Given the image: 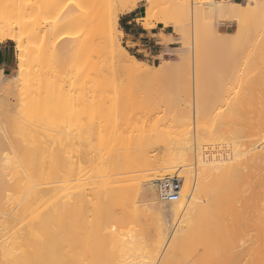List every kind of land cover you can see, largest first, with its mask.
Listing matches in <instances>:
<instances>
[{"label":"bare ground","instance_id":"obj_1","mask_svg":"<svg viewBox=\"0 0 264 264\" xmlns=\"http://www.w3.org/2000/svg\"><path fill=\"white\" fill-rule=\"evenodd\" d=\"M141 1H145L146 7L145 14L139 20L145 28L151 29L153 20L172 27L174 32L185 35V48L190 46V39L195 40V65L197 69L200 68L199 71H203L201 75L205 70L200 66L204 54L202 56L198 42L202 38L205 40V43L201 41L204 47H208L207 50L203 48L202 52H205V56L207 53L208 57L210 56L211 66L216 68L225 64V69L234 67V70L248 73L263 69L264 72V25L258 29L255 27L253 40L249 38L248 41L246 38V41L244 37L248 35L244 34L241 42H238L240 45L236 43L238 47L229 45L233 43L227 39L229 34L221 35L217 29L218 21L239 23L250 13L261 16L264 14V0H0V43L11 39L17 51L15 71L9 76L0 72V89L6 93L21 94V104H25V109H31V103L39 102L40 117H37L47 121L44 127L50 126L43 128L46 132L42 130L44 133L41 131L38 136L33 134L34 130H31L32 126L30 127L28 120L23 121L25 125L22 123V126L21 123H16L18 126L11 125L13 131L15 130L14 135L18 129V134H23H20V138L16 136L18 140L9 139L6 145L8 148L4 146L8 153H3L5 151L0 149L3 151V154L0 153V201L3 199L1 195L7 191L9 194L5 195L8 196L3 197L10 203L17 200V203L13 201L12 205L14 207L15 203L19 204L16 213L22 217V222L26 221L24 216H29L31 222L34 221L31 224L28 219L29 224L25 223L29 229L24 226L18 228L20 230L16 227L19 222L15 226L14 222L11 223L13 228L9 229V221L6 224L11 230L10 234L9 230L5 231L6 224L1 220L4 231L0 228L3 233H0V264L5 261H8L7 264H12V261L18 263L15 261L20 260L23 264H154L155 260L160 259L164 245L159 244L162 242V236L159 235L161 232L158 226L159 233L154 229L153 234H158L161 242L158 241L159 238L156 240V236L155 239L150 236L148 239L139 237L136 234L139 232L138 228V232L133 233L131 228L135 227L134 222L138 220L134 216L137 211L138 215H142V211L148 213L150 210V213L143 214L149 220L151 212H155L160 220L171 225L166 228L163 227L164 223H158L160 220L156 222L160 224L161 234L168 233L170 240L168 244L165 243L167 246H163L166 249L159 264H202L193 253L195 241L207 244L211 251H218L227 246L230 248L237 241V237L232 239L228 232L235 220L229 217L228 221L226 216L240 210L236 207V202L234 205L233 198H247L249 204L244 207L251 213L250 216L258 221L248 220L252 224H264V81L262 83L259 80L260 84L257 83L256 86L252 79L242 78L238 91L233 89L236 91L233 92L235 96L231 95L229 98L231 93L226 92V88H229V91L233 87L222 88L226 83L219 81L225 70L222 71L224 68L219 67V71L216 70L221 76L217 73V81L213 78L212 81L216 82L215 88L221 83L219 91L223 93L216 90L217 94L214 92V97H209V102L207 99L206 102H201V93L198 98L196 96L193 116L187 110L182 111V108H179L176 111L177 109L173 108L175 113H172V116L164 115V125L151 123L148 115H154L161 103L166 102L158 89L163 84L156 86L157 76L174 65L169 63L149 69L145 61L131 55L121 45L118 36L123 34V30L118 25L119 15L133 11ZM215 33H218L217 37L221 35L218 41L213 39ZM244 39L248 44H241ZM210 42L211 44H208ZM211 66L209 65V68ZM195 72L196 78H199L197 70ZM212 74L213 72L209 75ZM212 76L208 78L211 79ZM201 77L197 80H210ZM131 79L135 81L133 85ZM142 81L153 82L152 86L155 88L145 90ZM188 95L190 96V93L187 92L184 97L173 96V101L170 97L165 104L171 101L173 105L183 102L191 104L192 98L189 97V100ZM244 98L247 101L249 99L251 103L250 110L246 107L248 111H244V105L241 106L243 101L246 103ZM239 99L243 101L240 102ZM237 103H241L238 108ZM240 107L243 110L241 113ZM1 110L3 109L0 102V113ZM86 111H90V115L84 120L81 113ZM62 114L67 118L66 122L75 124L79 135L84 132L90 135L91 140L90 145L87 144L89 148L85 145L83 146L86 149L76 146L79 148L74 152L76 171L74 181H71L72 186L69 184L71 182L68 183L69 186L65 184L66 181L63 183L62 180L53 179L63 156L58 155L47 141L49 133L62 126L63 121L57 120ZM207 114L210 119L209 126L206 127L204 123ZM26 118L31 119V116ZM3 127L4 131L5 126ZM25 132L28 138H24L27 136ZM36 135L39 138L36 139ZM5 136L4 141H7V134ZM243 138L247 140H241ZM19 140L25 141L20 143ZM203 141H208V147ZM27 147L29 154L21 155V151L24 152ZM36 149L43 150L42 159L47 157L45 152L48 154L49 167L44 169L46 172L41 170L46 158L41 163L40 156L36 153L38 158L33 159ZM160 153L162 154L159 155ZM194 158L195 169L191 167ZM32 161H38L41 165L37 167H40H34ZM31 167L37 173L34 174ZM50 167H53L54 174L53 170L50 172ZM175 171H179L182 178L179 198L174 201L159 200L156 182L165 176H171ZM7 174L12 179H8ZM141 198L144 200L142 204L139 202V205H133L134 199L136 202L143 201ZM109 200L114 203V207H123L128 217L137 220L126 218L125 213L118 217ZM116 200L119 204L115 205ZM18 201L23 203L20 205ZM122 202L126 204L122 206ZM127 203L133 211L129 209L126 212ZM20 209L28 212L27 216L25 212L21 213ZM9 210L12 208L3 211L8 213ZM34 213L39 219L35 218ZM241 215L244 216L243 213ZM178 216L182 218L181 221L180 218L179 221L175 220ZM111 218H117L120 226L110 233L109 238L105 230L109 233ZM16 219L19 220L18 217L13 220ZM155 225L157 227V224ZM226 225L230 226L227 227L228 231ZM260 225L256 228L259 232ZM14 229H17L18 233L16 231L14 234ZM24 230L27 231L26 234ZM6 232L11 236L8 237ZM256 234L255 237L258 235ZM100 235L106 238L105 241L100 239ZM5 236L7 237L4 238ZM131 236L133 237L130 238ZM248 238L251 241L250 237ZM253 241L250 244L253 245ZM252 245L250 247L255 251ZM100 251H104L102 256H107L105 263H100L101 257L97 260L101 255L97 256ZM205 254L207 255L205 249L200 247L197 257ZM250 254L249 258H252V253ZM257 258L254 261L248 259L247 263L258 264ZM259 263L264 264L263 261Z\"/></svg>","mask_w":264,"mask_h":264},{"label":"rangeland","instance_id":"obj_2","mask_svg":"<svg viewBox=\"0 0 264 264\" xmlns=\"http://www.w3.org/2000/svg\"><path fill=\"white\" fill-rule=\"evenodd\" d=\"M145 7H146V5H145V1H141V2H139L138 4H137V6L135 7V9L133 10V11H130V12H127V13H124V14H120L119 15V18H118V25H119V27L121 28V26L123 25V22H124V19L125 18H123V17H128L129 19H132L133 18V21L131 22V26H133V27H135L138 31H140V29H141V27H144V25L141 23V21L139 20V18L141 17V16H143L144 14H145ZM251 14H255V13H250L249 15H247V17H245V18H243V19H241V21L239 22V23H236V22H233V21H227V20H222V21H218V23H217V29L220 31V34L221 35H226V34H229V35H227V39L229 40V41H232L233 43H231V42H228V43H231V44H229V45H234V46H237L238 47V45H240L239 43L241 42V38L242 37H244V34L245 35H248L247 37H244L245 39L246 38H251V40H253L254 39V36L253 35H255L254 33H256V32H254V31H256L255 29V27H257V29L259 28V27H261V26H263L264 25V14H262L261 16L259 15H257V13L255 14V15H251ZM230 22V23H229ZM152 23H153V27H156V26H163V29L164 30H166L167 32H169L170 33V35L171 36H169V35H167V36H161L162 37V39H163V42H164V45H165V54L164 55H161L160 56V58H159V60H156L155 61V63H152V61H145V60H143L142 59V55H141V53L140 52H136L135 51V49H133L131 46H129L130 44H129V42L128 41H126V37H125V34H124V32H123V34L122 35H119L118 36V38H119V41H120V43H121V45L123 46V47H125V49L131 54V55H134L135 57H137L138 59H140V60H143V61H145L146 63H147V67H149V69H152V68H154L155 66H159V67H162V66H165L166 64H169L170 63V65L172 66V65H174L173 66V68L171 67V68H167V69H165V72L163 71V74L162 73H160L157 77V84H156V86L158 87L159 85H161V84H163V88L161 87V88H158L159 89V91L161 92V95L166 99V102H167V100L169 101L170 99V97H171V99H172V101L175 99V98H173V96L174 97H177V95L178 96H185V93H187L188 92V94L190 93V96L188 95L187 97H188V99L190 100V98H192L191 100L192 101H190L191 102V104H189V102H183V103H181V104H179L180 105V107H179V105L178 104H176V105H173V102H172V104H170L171 102H169V103H167V104H165V103H161L162 105L159 107V109L155 112V114L154 115H151V116H149L148 115V120L151 122V123H153V122H155V123H158L159 125L161 124V125H164V124H162L163 123V121H164V119L165 118H163L164 117V115H165V117H166V115H167V117H168V115H171L172 116V113H173V108L174 109H177L176 111H178V109L179 108H182L181 110L183 111V110H187V111H189L190 112V114L193 116V113H194V110L193 109H195V105H194V101H195V97L197 96V98H198V96H199V94L201 93V95H200V99H201V102H209L208 100H209V97H210V99H212V97H214L213 95L215 94L214 92H216V94H217V91L216 90H218V92L219 93H223V92H221V91H219V88H220V84L222 83V84H224V83H226L225 84V86L224 87H222V88H226V87H233V88H231V90H229L228 91V89L226 88V90L224 89H220V90H222V91H226V92H229V93H231V94H229L230 96H228L229 98H231L232 96L231 95H234L235 93H236V91H238L237 90V88L239 87V85L241 84V82H242V78H248L249 80H251V81H253L254 83H255V85L257 86V83H258V85L260 84V81L263 83V81H264V72H263V69L261 70V69H257V70H255V71H251V72H245V71H243V70H234V67H231V68H224V65L222 66V65H220V66H218V67H213V66H211V61H209V57H208V53L206 54V56H205V52L203 53L202 52V49L204 48V50H207V44L205 45L206 47H204V43H205V40H203V38L202 39H200L199 40V42H198V44L201 46V53H202V56H203V54H204V56L202 57V64L200 65L201 66V69L202 70H204V74L203 75H201L202 74V72L201 71H199L200 70V68L199 69H197L198 67H196V65H197V63L195 62L196 61V59H195V50H196V48L194 47L195 45H194V41L195 40H192V39H190L189 41H191V43H190V46L188 47V48H185V47H183V45H184V38H185V35L183 34V33H176V32H174L173 31V28L172 27H169V26H164L162 23H159V22H156V21H152ZM259 24V25H258ZM239 25V26H238ZM152 27V28H153ZM145 28V27H144ZM151 28V29H152ZM251 28H252V30H251ZM145 29H147V28H145ZM243 31V32H242ZM252 31V32H251ZM241 32V33H240ZM242 34V35H241ZM161 35V34H160ZM217 35H218V33H215V35H213V36H211V37H213V39L214 38H216L217 39V41L219 40V37L221 36V35H219V37H217ZM249 35H250V37H249ZM251 35H252V37H251ZM237 36H239V37H237ZM206 37H208V36H206ZM171 38V39H170ZM178 38V39H177ZM180 38V39H179ZM183 38V39H182ZM209 38V37H208ZM239 38V39H238ZM253 38V39H252ZM245 39L242 41V45H244V44H248V42L247 43H245ZM248 39H246V41L248 40ZM186 40V39H185ZM211 40V39H210ZM215 40V39H214ZM214 40H212V41H214ZM237 40V41H236ZM201 41H204V43L203 42H201ZM248 41H250V39L248 40ZM208 42V41H207ZM216 42V41H215ZM239 42V43H238ZM9 44L10 45V47L13 49V55H14V62H13V65H12V68L9 70V71H7V73H6V75H10V74H12L14 71H15V69H16V55H17V51H16V48H15V43H14V41H12L11 39H8L7 41H4V42H2V43H0V45L1 44ZM236 43H238V45L236 44ZM208 44H211V42L210 43H208ZM213 44V43H212ZM202 45H203V47H202ZM209 46H211V45H209ZM241 47V46H240ZM195 48V49H194ZM182 57V58H181ZM205 57H207V58H205ZM203 58H205V60H203ZM212 58V57H211ZM207 59V60H206ZM212 60V59H211ZM209 62V63H208ZM172 63V64H171ZM195 63H196V65H195ZM207 65V66H206ZM209 65L211 66V68H209ZM54 66H55V64H54ZM203 66V67H202ZM205 66V67H204ZM219 67L220 68H224L222 71H224V73L222 74V72H220V74H222V76L221 75H219V72H217V70L219 69ZM204 68V69H203ZM214 68V69H213ZM218 68V69H217ZM171 69V70H170ZM197 70V76H199V78L197 77L196 78V70ZM217 69V70H216ZM228 69V70H227ZM212 70V71H211ZM215 70V71H214ZM219 71V70H218ZM221 71V70H220ZM213 72V76L215 75L216 76V74L218 73V76L220 77L221 76V81H219V82H221L219 85H217V87L215 88V86H216V82H214V81H217V79L215 80V78H218V76H216V77H213L212 75H209V74H211ZM216 72V73H215ZM198 73H199V75H198ZM208 76H207V75ZM203 76V78H205V77H209V76H212L211 77V79L210 78H208V79H210V80H208V81H204L203 79H202V82L200 81V80H197V79H201L202 77L201 76ZM212 78H213V80L214 81H212ZM255 79H256V81H255ZM260 80V81H259ZM197 81H200V82H198L197 83ZM135 83V81L133 80V79H131V84L133 85ZM142 85L144 86L143 88L146 90V89H149V90H153V88H155V87H153L152 85H153V82H150V83H148V82H145V81H142ZM199 85V86H198ZM147 87H150V88H147ZM201 88V89H200ZM236 89V91H233V89ZM189 90V91H187V90ZM234 89V90H235ZM199 91V93H198V91ZM215 90V91H214ZM3 92V93H2ZM233 92H235V93H233ZM233 93V94H232ZM210 94L212 95V96H210ZM203 96V97H202ZM235 96V95H234ZM190 97V98H189ZM168 98V99H167ZM228 98V99H229ZM240 98V97H239ZM21 94H19L18 92L16 93V92H13V93H6V92H4V90L2 91L1 89H0V102H1V105H2V109L3 110H1V113H0V141L2 142V143H0V149L2 148V150L3 151H5L4 149H5V147H7L8 148V146H6V145H8L7 143H8V141H9V139H10V141L11 140H13L14 139V141L17 139L16 138V136L18 135L19 136V138H20V134L22 133H20V134H18V131H20L19 129H18V127H17V129H18V131H16L17 132V134L15 133V135H14V132H15V130L13 131V129H12V126L11 125H15L16 123L19 125L20 123H21V126H22V123H23V121H25L26 122V120H28L27 122L29 123V124H31L30 125V127H31V130H32V128H33V134H41V131L42 130H44L45 132H46V129H43V128H46V127H50V126H46V127H44L45 126V124L47 125V123H45V121L46 120H44V119H39V115H38V113H40V105H39V102H36V103H31V105H29L30 107H31V109L29 108V109H25L24 108V106H25V104L24 105H22L21 104ZM207 99V100H206ZM248 99V98H247ZM204 100V101H203ZM206 100V101H205ZM237 100V99H236ZM240 100V99H239ZM244 100H246V98H244ZM176 101V100H175ZM174 101V103H176ZM238 101V100H237ZM243 100H240V102H242ZM249 101V102H248ZM248 101L246 100V103H244L245 101H243L242 102V107H243V105L245 106V108L243 107V109H244V111H248V110H250L249 108H250V106H249V104H251L250 103V100L248 99ZM23 102V101H22ZM238 103H239V101H238ZM237 103V108H238V105L240 106V104H238ZM166 105V106H165ZM178 106V107H177ZM27 107H28V105H27ZM194 107V108H193ZM236 107V106H235ZM242 107H240L239 109H240V113H241V111L243 112V110H241L242 109ZM246 107H248V110L246 109ZM38 111H37V110ZM27 110H30V111H27ZM237 110V109H236ZM25 113V114H22L23 112ZM175 111V110H174ZM238 111V110H237ZM29 112H30V114H29ZM32 113V114H31ZM175 113V112H174ZM173 113V114H174ZM208 113V112H207ZM63 114H65V113H63ZM62 114V116L61 117H59V118H57V120H59V121H63L62 122V126H60L59 127V129L58 130H54L53 132H51V133H49V137H48V139H47V141H48V143L50 144L49 146H51L52 148H53V150L54 151H56V153L59 155V154H62V156H63V158H62V156H61V158H62V162H61V165H60V167L59 168H57L56 169V165H55V168H53V167H50L51 168V170H50V172L54 169H56V171H55V174H54V170H53V173L52 174H54V178L53 179H58V180H62L63 181V183H65V181H66V183L65 184H68L69 182H71V181H74V175H75V173H74V171H76V168L74 167L76 164H75V160H76V151L77 150H75L76 148H79V146L81 147V149L82 148H84L85 146L87 147V144L88 145H90L89 144V142L91 141L90 140V135H87L86 133H80V135L77 133V132H79L78 131V128L76 129V126H75V124L74 123H71L70 121V123L67 121L66 122V120H67V118H65V115H63ZM20 115H23L22 117H20ZM89 115H90V111L88 112V111H86V112H84V113H81V116L82 117H84V120L87 118V117H89ZM206 115V114H205ZM25 116V117H24ZM29 116H31V119H28V118H26V117H29ZM37 116H39V117H37ZM64 116V117H63ZM210 117V116H209ZM9 118H11L10 120H9ZM22 118V119H21ZM26 118V119H25ZM206 119H207V121H206ZM209 119L210 118H208V114H207V116H206V118H205V125H206V127L207 126H209ZM8 120H9V122H8ZM21 120H22V122H21ZM29 120H32V122L30 121L29 122ZM40 120V121H39ZM18 121H20L19 123H18ZM42 121H44V123L42 122ZM24 122V123H25ZM47 122V121H46ZM10 123V125H8ZM23 123V125H25ZM27 123V124H28ZM16 124V125H17ZM7 125V126H6ZM17 125V126H18ZM50 125V124H49ZM3 126H5V130L3 131V129H4V127ZM10 127V129H11V131H9V127ZM27 126H29V125H27ZM26 126V127H27ZM8 127V128H7ZM30 127H28V131L30 132ZM6 128L8 129V130H6ZM25 128V127H24ZM40 128H42V129H40ZM40 129V130H39ZM26 130V129H25ZM26 130V131H27ZM5 131H8L7 133L5 132ZM47 131H49V130H47ZM28 132V133H29ZM43 132V131H42ZM5 133V134H4ZM10 133V134H9ZM26 133V132H25ZM44 133V132H43ZM7 134V141H4V140H6V135ZM23 134V133H22ZM31 134V133H30ZM33 134H31V135H33ZM48 134V133H47ZM1 135H3V136H1ZM26 135H27V133H26ZM30 135V136H31ZM35 136V138L36 137H38V136ZM79 135V136H78ZM23 136H25V135H23ZM41 136V135H40ZM48 136V135H47ZM16 138V139H15ZM22 138V137H21ZM24 138H28V135L26 136V137H24ZM29 138H31V137H29ZM34 138V139H35ZM39 138V137H38ZM37 139V138H36ZM45 139H46V137H45ZM18 140V139H17ZM29 140V139H28ZM241 140H247L246 138H243V139H241ZM14 141H12V142H14ZM20 141V140H19ZM25 140H22V141H20V143L21 142H24ZM27 141V140H26ZM36 142H37V140H35ZM28 142L29 141H27L26 143H27V145H29L28 144ZM203 144H205V145H207V147H208V141H203ZM77 145H79L78 147H76ZM82 145V146H81ZM83 145H85V146H83ZM5 146V147H4ZM26 145L24 144V147H25ZM49 146H48V148H49ZM4 147V148H3ZM30 147V146H29ZM51 147L49 148V149H51ZM86 147H85V149H86ZM90 146H88L87 148H89ZM206 147V146H205ZM26 148V147H25ZM30 149V148H29ZM37 149H41V148H37ZM36 149V150H37ZM0 151V153H2L3 151ZM7 150V149H6ZM204 150V149H203ZM43 151V150H42ZM42 151H40V150H37V151H35V154L33 153V152H31V154L33 155V159L34 158H38L37 156L39 155L40 156V160L41 161H39V162H41L42 163V161L43 160H45V158H46V161H43V165L44 164H46V162L48 163V161L47 160H49L48 158V154L45 152V154L47 155V157H44V159H42V156L41 155H43V154H41V152ZM57 151H60V152H62V153H58ZM22 153H20L21 155H24V156H26V154L28 155L29 154V152L30 151H28V147H27V150L25 149V151L23 152V150L21 151ZM43 152V153H44ZM52 152V151H51ZM75 152V153H74ZM3 153H8L7 151H5V152H3ZM2 153V154H3ZM38 155H37V154ZM55 153V152H54ZM53 153V154H54ZM56 153L54 154V155H56ZM162 153H160L159 155H161ZM35 155H37V156H35ZM35 156V157H34ZM57 156V155H56ZM59 157V156H58ZM38 159V160H39ZM34 160H36V159H34ZM33 162V161H32ZM35 162V161H34ZM33 162V166L35 167H37V165H41L40 163H38V161L37 162H35L34 163ZM36 164V165H35ZM59 164V163H58ZM75 164V165H74ZM41 166L42 167V169L41 170H47V168L49 167L48 165H49V163L47 164V165H44V166ZM46 166H47V168H46ZM38 167H40V166H38ZM37 167V168H38ZM44 167V168H43ZM58 167V166H57ZM193 169H195L196 168V158H194V160H193V165L191 166ZM36 168V169H37ZM53 168V169H52ZM31 169L33 170V167H31ZM30 169V170H31ZM35 169V168H34ZM40 169V168H39ZM39 169H37V170H39ZM31 170V172L33 173V171ZM44 170V171H45ZM44 171H38L39 173H41V172H44ZM49 171V170H48ZM46 172V171H45ZM35 173H37V172H35L34 171V174ZM74 173V174H73ZM21 175V174H20ZM172 175H177V176H179L180 177V172L179 171H175V172H173V174ZM9 175L7 174V177H8ZM43 175H41V177H42ZM51 176H53V175H51ZM7 177H6V180H7ZM181 178V177H180ZM8 179H12L10 176H9V178ZM181 180H182V178H181ZM8 181H10V180H8ZM71 186H72V184H73V182H71V183H69ZM68 184V185H69ZM68 185H67V189L69 188L68 187ZM69 185V186H70ZM72 188H70V190H71ZM5 194H9L7 191H6V193ZM4 193H3V195H5ZM3 195H1L2 196V201H0V222H1V220L3 219V222H1V223H3V224H6V223H8L9 221V225L8 224H6V228H7V225L8 226H10V224L11 223H13V225L15 226V225H18V223L17 222H19L20 224L18 225V226H16L17 227V229L18 228H22V227H27L26 225H27V223L29 222V223H31V224H33L34 223V221L33 222H31V220L29 219V216H27V213H26V218H25V216L23 217L26 221H24L23 220V222H22V217H20L19 216V214H17L16 213V210L18 211V207H19V204H17L18 205V207H17V205H16V201L17 200H12V199H9V200H12L11 201V203L9 202V201H6L7 199H4V198H6L5 196H8V195H5L4 197H3ZM10 196V195H9ZM10 198H12V197H10ZM140 198V197H139ZM139 198H136V200H138ZM243 198V199H242ZM242 198H240L239 199V197L237 198H233L234 199V205H235V202L238 204V206H236L237 208H240V210L238 209V213L240 214V211H241V214L243 213L244 214V216L243 215H239L238 213H237V211H236V213L235 212H233V213H228L227 215L228 216H226L227 217V220L228 221H230V218L229 217H232V219L231 220H233V218H234V222H232L233 224H232V226H231V228H232V231H231V228L229 229L230 231H228V228L227 227H230L229 225H226V231H228V232H225V233H228L229 234V236L233 239V237L234 238H236L235 240H237V241H235V243L232 245V246H230V248L228 247H222V248H220V249H218V251H216V250H214V251H211V247L210 246H208L207 244H205V243H197V241H195V243H194V248H193V253L196 255L195 256V258L199 261V263H202V264H240L241 262L242 263H245V264H248L247 262H248V259H249V261H251V260H253L254 261V259H256L257 257L260 259V256H261V260H262V258H264V237H262V235H263V233H261V229H263V227H264V224H262V225H260V224H258L259 222H256V223H253V224H255V226L252 224V223H250V221L248 220V219H251V222L253 221V220H255V221H258L256 218H254L253 216H250L251 215V213L249 214L248 212H247V210H246V207L248 206V204H249V200L247 199V198H245V197H242ZM1 199V198H0ZM142 199V198H141ZM231 199V198H230ZM112 200V199H111ZM109 200V202H110V206H111V204H112V207L111 208H115V210L116 211H114L116 214L118 213V217H120L121 216V214L123 215L125 212L123 211V207L121 208V207H118V208H116V207H114V203H112V201H114V200ZM143 200V199H142ZM232 200V199H231ZM247 200V201H246ZM13 201L14 202H16L15 203V206L13 207ZM128 201V200H127ZM239 201V202H238ZM120 202V201H119ZM131 202V201H130ZM139 202H141L140 204H142V202H144V200L143 201H135V199H134V203H133V201H132V203H133V205H139ZM18 203H20V205H21V203H23V202H19L18 201ZM116 203H118L117 202V200L115 201V205H116ZM125 203V202H124ZM123 202L122 203H120L122 206H124L125 204H124ZM131 203V204H132ZM137 203V204H136ZM239 203H240V205H239ZM119 204V203H118ZM236 204V205H237ZM129 204L127 203V205H126V207L128 206ZM242 205H243V207H242ZM110 206H109V213H110ZM244 206H246V207H244ZM21 207V206H20ZM125 207V209H126V212H127V210H129L130 208V206H128L127 208ZM12 208V210H9V211H11V212H9L8 211V213H6V212H4V211H6V210H8V209H11ZM15 209V211H14V209ZM18 208V209H17ZM4 210V211H3ZM21 210V209H20ZM23 210L24 209H22L21 210V213L23 212ZM122 210V211H121ZM133 211V208L131 207V209H130V211ZM139 210V209H138ZM246 210V211H245ZM140 211V210H139ZM150 211V210H149ZM148 211V213H150ZM12 212H15V213H12ZM23 212V213H24ZM111 212H112V210H111ZM129 212V211H128ZM138 212V211H137ZM137 212H135L134 213V216L135 217H137L138 218V220L137 219H132V218H130V217H128V215H127V213H125L124 215H127V217L126 218H130V219H132V220H137V221H135L134 222V225H135V227H132L131 229L133 230V233L134 232H138V230H139V232L138 233H136L139 237L141 236V237H143L144 236V238L146 239H148V238H154L155 236V238H156V240L159 238L157 235V233H159V231H158V229L160 230V232L162 233V229H161V227H160V224H163L164 222L162 221V220H160L158 217V215L155 213V212H151L152 213V215H151V220H149L148 219V217L146 216V217H144V215L143 214H145L147 211H145L144 213H143V211H142V215L140 214V215H138V213ZM141 212V211H140ZM139 212V213H140ZM21 213H20V215H21ZM148 213H146V214H148ZM15 214H17L16 215V217L14 216ZM35 214V213H34ZM115 214V215H116ZM130 214H132V213H130ZM145 214V215H146ZM240 216L239 218H238V216ZM246 214V215H245ZM3 215V216H2ZM28 215H30V214H28ZM32 215H33V213H32ZM36 215V214H35ZM34 215V216H35ZM138 215V216H137ZM235 215V216H234ZM6 216V217H5ZM117 216V215H116ZM131 216V215H130ZM133 216V215H132ZM234 216V217H233ZM8 217V218H7ZM12 218L11 220H12V222H11V220H9V218ZM19 218V220L18 219H16L15 221L13 220V219H15V218ZM117 217V218H118ZM134 217V218H135ZM140 217V218H139ZM238 219H237V218ZM253 217V218H252ZM5 218V219H4ZM30 218H32V216L30 217ZM35 218H38L39 219V217H37V215H36V217ZM117 218L116 219H114V218H111V219H109V225H110V227H111V229H109L110 231H109V233H107V229L105 230V234H106V236L108 235V237L110 236V233L111 232H113V231H115V229L118 227V226H120L119 224H118V220H117ZM150 218V217H149ZM179 218H180V221H181V217H177L175 220L176 221H179ZM241 218H242V220H241ZM8 219V220H7ZM29 219V221L27 222V220ZM34 219V218H33ZM37 219V220H38ZM114 219V220H113ZM237 219V220H236ZM18 220V221H17ZM21 220V221H20ZM159 222H158V221ZM5 221H7V222H5ZM116 221V222H115ZM238 221H239V223H238ZM245 221H247L246 223H245ZM248 221H249V223H248ZM255 221H253V222H255ZM25 222H27V223H25ZM156 222H158V223H160V224H158V223H156ZM162 222V223H161ZM241 222V223H240ZM242 222H244V223H242ZM261 223H263V221H260ZM16 223V224H15ZM28 223V224H29ZM132 223H133V221H132ZM177 223V225H178V222H176ZM23 224V225H22ZM155 224H157V227H155L156 225ZM165 224V226H163V227H166V228H168L169 226H171V225H167L166 223H164ZM238 224H240V225H238ZM176 225V226H177ZM244 226V228H242L243 226ZM248 227H247V226ZM257 225V226H256ZM258 225H260V232H259V230H257L256 228L257 227H259ZM2 226H4V225H2V224H0V228H2ZM131 226H133V225H131ZM158 226H159V228H158ZM109 227V228H110ZM162 227V228H163ZM237 227H238V229H237ZM240 227V228H239ZM255 227V228H254ZM13 227L12 226H10L9 227V229H12ZM20 228V229H21ZM28 228V227H27ZM136 229L137 230V228H138V230L136 231V230H134V229ZM158 228V229H157ZM176 228V227H175ZM241 228H242V230H245V231H242L241 230ZM251 228V229H250ZM254 228V229H253ZM8 228L5 230V231H7V230H9ZM12 230V232H14V234L16 233V231H17V233H18V230H20V229H18V230ZM23 229H25V228H23ZM29 229V228H28ZM28 229H26L27 231H28ZM154 229H155V231H156V229H157V235H154L153 236V234H155L154 233ZM236 229V230H235ZM249 229H250V231H249ZM252 229H253V231H252ZM255 229H256V232H255ZM1 230V229H0ZM2 230H3V228H2ZM224 230V229H223ZM241 230V231H240ZM4 231V230H3ZM25 231V230H24ZM27 231H25V234H26V232ZM240 231V232H239ZM249 231V232H248ZM2 231H0V233H1ZM9 232H10V234H11V230H9ZM8 232V233H9ZM21 233H22V230L20 231ZM153 232V233H152ZM245 232H246V234H245ZM253 232H255V233H257L256 235L258 236V237H260V238H258L257 236L255 237V233H254V235L252 234ZM259 232V233H258ZM262 232H264V229H263V231ZM5 233V232H4ZM7 233V232H6ZM7 233V235H8V237H10L11 235L10 234H8ZM20 233V235H22ZM104 233V232H103ZM132 233V232H131ZM141 233H143V234H141ZM159 234V235H161L162 236V238H161V241L163 242H161L160 241V238H159V242H161V243H159V244H161V246H162V244H164L163 246H165L166 244L165 243H169V234L168 233H163V235L162 234ZM235 233V234H234ZM237 233H239V234H237ZM242 233H243V237H242ZM248 233H250L249 234V236L247 235ZM261 233V234H260ZM1 234H3V233H1ZM0 234V235H1ZM24 234V233H23ZM105 234H104V236H105ZM165 234V235H164ZM227 234V235H228ZM251 234H252V236H251ZM101 235H102V233H101ZM100 235V239L102 240V241H105V239L107 238L106 236V238H104L103 236H101ZM134 235V234H133ZM3 236V235H2ZM148 236V237H147ZM150 236V237H149ZM236 236V237H235ZM239 236V237H238ZM255 237V241H253L254 240V237ZM7 236H5L4 238H6ZM133 236H131L130 238H132ZM248 237H250V239H251V241H253V245L252 244H250L251 243V241L249 240V238ZM262 237V238H261ZM3 237H1V239H2ZM110 238V237H109ZM109 238H107V239H109ZM144 238H142V239H144ZM154 238V239H155ZM170 238H171V236H170ZM243 238V239H242ZM245 238H248V239H245ZM258 238V239H257ZM165 241H163V240ZM240 239H242V240H240ZM261 240V242H260V240ZM249 240V241H248ZM258 240V241H257ZM1 241V240H0ZM127 241H129V239H127ZM168 241V242H167ZM257 241V242H256ZM263 241V242H262ZM256 243V244H255ZM263 243V245H261ZM199 244V245H198ZM252 245V247H253V249H255V251H257L258 250V252H255L254 250H252L251 249V246ZM257 245H259L260 247H261V249H260V247L259 246H257ZM162 246V248L164 249V247ZM167 246V245H166ZM257 246V247H256ZM102 247V246H101ZM200 247L201 248H204L205 249V252H207V255L205 254L204 256H202V257H197V252H198V250L200 249ZM259 247V248H258ZM161 250V252L160 253H162L161 255H160V259H162V255H164V251H165V249H166V247H165V249L164 250ZM227 249H228V251H227ZM250 250H252L251 252H249ZM260 250V251H259ZM105 251V250H104ZM104 251H100L99 252V254H97V256H99L100 254V256L97 258V260L99 259V261H100V263L103 261L104 263L106 262V257L105 256H102V252H104ZM217 252V253H216ZM212 253V254H211ZM250 253H252V258H249V256L251 255ZM96 254V253H95ZM255 254V255H254ZM256 254H258V255H260V256H258V255H256ZM103 255H104V253H103ZM106 255V254H105ZM234 255V256H233ZM253 255H254V258H253ZM95 256V255H94ZM93 256V260H95L96 258L95 257H97V256H95L94 257ZM211 256V257H210ZM213 256V257H212ZM235 257V258H233V257ZM257 256V257H256ZM263 256V257H262ZM216 257V258H215ZM251 257V256H250ZM95 258V259H94ZM214 259V260H212V259ZM257 258V260L259 261V262H261L262 263V261L264 262V260H259ZM160 259L158 258L157 260H155V262L156 263H154V264H159L161 261H160ZM235 259H237V260H235ZM252 261V262H253ZM257 261V263L258 264H260L259 262ZM6 262V264H7V262L8 261H5ZM5 262H2L1 264H5ZM11 262V261H10ZM13 263H14V261H12ZM11 262V263H12ZM15 262H18V263H14V264H23V263H20L21 262V260L20 261H15ZM96 262V261H95ZM102 262V263H103ZM239 262V263H238ZM256 262V261H255ZM12 263V264H13ZM97 263V262H96ZM26 264V263H25ZM30 264V263H29ZM38 264V263H37Z\"/></svg>","mask_w":264,"mask_h":264},{"label":"crops","instance_id":"obj_3","mask_svg":"<svg viewBox=\"0 0 264 264\" xmlns=\"http://www.w3.org/2000/svg\"><path fill=\"white\" fill-rule=\"evenodd\" d=\"M123 18L125 19L121 29L125 34L126 41L130 44L129 46L135 49L136 52H140L142 59L145 61H152V63H155L156 60H159L160 56L165 54V45L161 36H167L170 33L164 30L163 26H156L152 29H145L144 27H141L140 31H138L135 27L131 26L133 18ZM162 33L164 35H162ZM13 62V49L9 44H1L0 72H2L3 75H6L7 71L12 68Z\"/></svg>","mask_w":264,"mask_h":264},{"label":"built area","instance_id":"obj_4","mask_svg":"<svg viewBox=\"0 0 264 264\" xmlns=\"http://www.w3.org/2000/svg\"><path fill=\"white\" fill-rule=\"evenodd\" d=\"M182 180L177 175L165 176L156 182L157 196L161 201H174L179 198Z\"/></svg>","mask_w":264,"mask_h":264}]
</instances>
